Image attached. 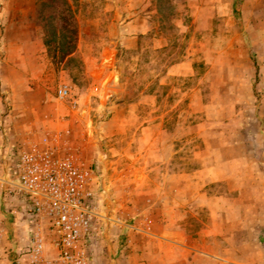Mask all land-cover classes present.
I'll use <instances>...</instances> for the list:
<instances>
[{
  "label": "rangeland",
  "instance_id": "374dc122",
  "mask_svg": "<svg viewBox=\"0 0 264 264\" xmlns=\"http://www.w3.org/2000/svg\"><path fill=\"white\" fill-rule=\"evenodd\" d=\"M69 1L78 23L77 50L61 59L46 45L44 86L51 96L61 84L72 89V100L58 103L60 117L71 120L65 126L69 147L97 174L89 255L101 264L102 226L150 228L153 211L165 204L157 196L164 172L194 174L224 159L228 140L242 153L236 165L264 163L246 139L260 126L264 0ZM54 12L46 8L29 17L44 39L43 18ZM15 99L0 84L1 173L30 144L54 142V131L41 126L44 113ZM150 148L159 149V156H150ZM208 189L220 195L227 186L219 182ZM10 203L18 209L15 196ZM7 235L0 246L17 245ZM54 256L47 240L45 258ZM11 262L19 264L17 257Z\"/></svg>",
  "mask_w": 264,
  "mask_h": 264
},
{
  "label": "crops",
  "instance_id": "0c3cea01",
  "mask_svg": "<svg viewBox=\"0 0 264 264\" xmlns=\"http://www.w3.org/2000/svg\"><path fill=\"white\" fill-rule=\"evenodd\" d=\"M39 3L0 0V84L14 93L17 103L44 113L41 126L65 131L71 120L60 117L58 103L69 101H59L56 93L51 96L44 86L49 68L43 30L29 20ZM257 108L260 126L246 139L251 140L252 155L258 150L264 157V94ZM224 151V159L205 164L194 174L186 170L164 172L163 191L157 196L165 204L153 211L150 234L132 231L124 223L115 228L103 225L99 236L104 248L99 256L101 264H264V163L236 165L242 153H236L229 140ZM158 153L159 149L150 148V156ZM213 154L218 155V151ZM219 182L226 184L225 194L207 190ZM12 196L2 194L0 205L7 234L17 245L0 246V264H12L14 257L19 264H29L31 208L27 199L15 195L19 206L11 210ZM202 207L204 213L199 210Z\"/></svg>",
  "mask_w": 264,
  "mask_h": 264
},
{
  "label": "built area",
  "instance_id": "2783aa9c",
  "mask_svg": "<svg viewBox=\"0 0 264 264\" xmlns=\"http://www.w3.org/2000/svg\"><path fill=\"white\" fill-rule=\"evenodd\" d=\"M59 101H71L72 89L61 84ZM74 106L77 103H71ZM69 130L56 131L53 143H33L20 151L12 167L0 172V196L19 195L31 208L29 264H94L89 255L90 235L98 213L95 205V170L81 163L65 136ZM132 231L150 234V228L124 223ZM7 232L0 205V244ZM49 240L55 251L45 258Z\"/></svg>",
  "mask_w": 264,
  "mask_h": 264
},
{
  "label": "trees",
  "instance_id": "16d2710c",
  "mask_svg": "<svg viewBox=\"0 0 264 264\" xmlns=\"http://www.w3.org/2000/svg\"><path fill=\"white\" fill-rule=\"evenodd\" d=\"M46 8L54 10V15L43 18L45 24V44L58 51L60 58L73 55L77 50L78 23L69 0H42L36 12L43 14ZM53 46V48H52ZM52 48V49H51Z\"/></svg>",
  "mask_w": 264,
  "mask_h": 264
}]
</instances>
